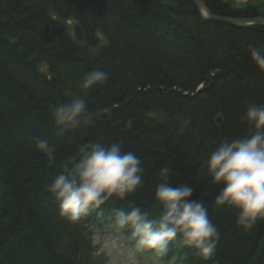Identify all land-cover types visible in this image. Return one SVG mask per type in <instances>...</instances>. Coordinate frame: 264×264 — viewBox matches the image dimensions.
<instances>
[{
    "label": "trees",
    "instance_id": "trees-1",
    "mask_svg": "<svg viewBox=\"0 0 264 264\" xmlns=\"http://www.w3.org/2000/svg\"><path fill=\"white\" fill-rule=\"evenodd\" d=\"M172 1L0 0V264H99L79 220L62 216L48 191L79 146L92 140L121 142L146 172L137 193L110 200L88 218L113 221L114 209L130 205L156 215V174L167 165L170 183L195 187L193 198L208 207L220 231L210 259L179 238L167 258L264 264V222L246 232L234 211L214 209L219 189L202 167L221 141L245 132L247 107L264 104V71L249 52L250 45L264 47V26L205 23L192 0ZM205 1L218 16H264V4ZM194 34L202 46L193 45ZM94 69L109 79L89 92V109L112 111L88 128L58 135L49 106L80 95V83ZM177 114L191 119L183 132ZM34 136L55 146L54 162L35 149Z\"/></svg>",
    "mask_w": 264,
    "mask_h": 264
},
{
    "label": "clouds",
    "instance_id": "clouds-1",
    "mask_svg": "<svg viewBox=\"0 0 264 264\" xmlns=\"http://www.w3.org/2000/svg\"><path fill=\"white\" fill-rule=\"evenodd\" d=\"M255 66L264 71V47L249 46ZM109 75L103 69L85 74L79 87L80 95L49 106L58 135L88 128L96 118L109 114L114 106L89 109L87 97L96 87L103 86ZM178 131L183 132L191 119L177 114ZM241 123L245 132L226 138L211 151L202 167L211 184L219 189L213 200L216 210H231L236 225L244 231L264 222V104H250ZM126 128L132 126L129 119ZM35 149L50 163L56 159V148L47 138L33 137ZM146 169L139 156L124 151L121 142L110 145L92 140L79 146L78 156L58 173L48 191L62 216L78 221L82 216L98 212L110 200L125 201L143 186ZM172 169L162 166L156 174L154 199L157 214L139 206L114 209L113 222L118 229L130 230V239L137 251L151 252L155 257L167 256L174 242L182 243L207 260L216 252L220 231L209 218L208 207L194 199L196 188L184 182L170 183ZM131 264H136L135 260Z\"/></svg>",
    "mask_w": 264,
    "mask_h": 264
},
{
    "label": "rangeland",
    "instance_id": "rangeland-1",
    "mask_svg": "<svg viewBox=\"0 0 264 264\" xmlns=\"http://www.w3.org/2000/svg\"><path fill=\"white\" fill-rule=\"evenodd\" d=\"M235 1V0H231ZM240 2H251L254 4H264V0H238ZM105 229L104 234L97 233L94 237V244L98 249V254L108 259L107 264H131L135 260L136 264H163L161 258L154 255L143 257L132 247L126 245L124 235L114 226ZM98 231V230H97Z\"/></svg>",
    "mask_w": 264,
    "mask_h": 264
},
{
    "label": "water",
    "instance_id": "water-1",
    "mask_svg": "<svg viewBox=\"0 0 264 264\" xmlns=\"http://www.w3.org/2000/svg\"><path fill=\"white\" fill-rule=\"evenodd\" d=\"M200 17L203 21L207 22H215V23H223L237 28H249L253 26H264V17H252V18H230V17H222L216 16L212 13L211 9L208 7L205 0H192ZM173 3H177V0H173ZM71 23V22H69ZM216 123L218 126H221L223 123L222 114L218 115L216 119Z\"/></svg>",
    "mask_w": 264,
    "mask_h": 264
},
{
    "label": "bare ground",
    "instance_id": "bare-ground-1",
    "mask_svg": "<svg viewBox=\"0 0 264 264\" xmlns=\"http://www.w3.org/2000/svg\"><path fill=\"white\" fill-rule=\"evenodd\" d=\"M213 13V12H212ZM214 14V13H213ZM215 15V14H214ZM216 16H218V15H216ZM222 17H227V16H222ZM201 18V17H200ZM230 18H238V17H230ZM243 19H247V18H252V17H242ZM201 20H202V18H201ZM203 21V20H202ZM203 22H205V21H203ZM205 23H215V22H205ZM215 24H223V23H215ZM224 25H227V24H224ZM228 26H230V25H228ZM231 27V26H230ZM233 27V26H232ZM235 28H237V27H235ZM32 29V28H31ZM35 29V28H34ZM239 29H245V28H239ZM190 39L192 40V42H193V45H197V46H202L201 45V41H200V36L198 35V34H194V35H192L191 37H190ZM200 41V42H199ZM204 86L203 85H200V87H199V91L203 88ZM218 118V116L216 117V119Z\"/></svg>",
    "mask_w": 264,
    "mask_h": 264
}]
</instances>
